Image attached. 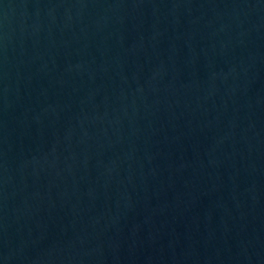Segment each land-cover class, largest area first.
<instances>
[{"label": "water", "instance_id": "water-1", "mask_svg": "<svg viewBox=\"0 0 264 264\" xmlns=\"http://www.w3.org/2000/svg\"><path fill=\"white\" fill-rule=\"evenodd\" d=\"M0 264H264V0H0Z\"/></svg>", "mask_w": 264, "mask_h": 264}]
</instances>
